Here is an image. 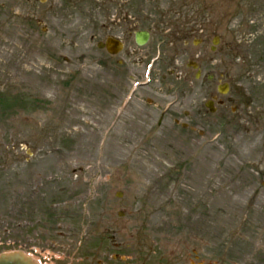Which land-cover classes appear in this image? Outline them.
I'll use <instances>...</instances> for the list:
<instances>
[{"label": "rangeland", "instance_id": "rangeland-1", "mask_svg": "<svg viewBox=\"0 0 264 264\" xmlns=\"http://www.w3.org/2000/svg\"><path fill=\"white\" fill-rule=\"evenodd\" d=\"M66 1L0 0V254L24 251L38 264H264V0L128 1L130 16L150 20L130 27L155 32L153 18L188 11L193 25L207 21L208 45L221 39L203 82L191 84L186 68L189 83L171 79L160 91L169 95H152L161 111L173 108L158 130L159 108L146 118L133 99L121 111L124 99L95 83L111 74L94 26L79 19L92 10L65 24ZM96 26L98 39L108 33ZM219 81L228 94L217 95ZM213 96L225 106L212 114L204 103ZM183 112L193 128L205 115L203 135L173 124L188 122Z\"/></svg>", "mask_w": 264, "mask_h": 264}, {"label": "flooded vegetation", "instance_id": "flooded-vegetation-1", "mask_svg": "<svg viewBox=\"0 0 264 264\" xmlns=\"http://www.w3.org/2000/svg\"><path fill=\"white\" fill-rule=\"evenodd\" d=\"M129 0H67L60 5L61 13L66 15L62 18L65 24H69L72 19V14L78 13L82 15L83 9H91L88 13V17L80 16L79 19L87 21L92 26V34L90 36L91 42L95 43V50L103 53L105 56L100 55L99 57H105V60H100V68L107 70L111 76L105 78V80H95V83L100 85L105 91L103 93L114 99L123 98L127 99L124 104V109L129 105L130 101L137 99V102L144 104L143 114L144 117H148L151 108L158 110L159 104H156L152 95H164L166 97L170 94L169 91H165L163 94L161 86L171 79H174L179 84L183 85L188 82V77L184 69H188L194 73V82H203V67L208 61V52L216 54L219 51L221 39L218 36H214L208 45V29L207 21L204 18H199L193 25L191 16H188V11L176 13V16L171 18L156 17L151 20L154 25V31L138 29L131 25H140L148 19L137 18L129 15L128 2ZM46 3L48 0L45 1ZM141 2V1H140ZM45 4V3H44ZM71 6V7H69ZM73 10V11H71ZM79 21V20H77ZM101 25L102 29H108V33L101 34L100 39L96 35L98 29L96 25ZM192 24V27L187 28L186 31L182 28L175 26H186ZM171 26L173 32H166L165 29ZM195 26V27H194ZM68 30V27H65ZM146 32L148 39L145 44L139 45L136 42L138 32ZM95 32V34H94ZM106 39H111L113 46L112 50H119L117 54L107 52L105 49ZM215 39V40H214ZM216 42V44H212ZM191 44L193 50H191L190 56L185 62L181 59L188 54V48ZM98 62V63H99ZM180 64V71L177 68ZM148 67V68H147ZM148 74L150 79L149 83L145 82V74ZM198 75V77H196ZM158 76L157 79H155ZM214 76H205V84L211 82ZM222 78V76H221ZM115 79V80H114ZM157 82L160 87H155L153 84ZM219 86H227L228 92L230 85L228 83H221L219 81L216 86V93H218ZM165 90V89H163ZM168 90V89H167ZM227 92V94H228ZM133 102V101H132ZM209 104L210 109L213 113L216 112L217 108H223L225 101L218 100L216 96L211 97L204 103V108ZM151 107V108H149ZM123 109V110H124ZM173 108L170 107L167 111H161L159 108V116L157 117V128L158 130L162 122L166 119L168 112H172ZM235 109L232 108L231 112L234 114ZM175 112V111H174ZM210 113V112H209ZM212 113V114H213ZM183 117L188 122L183 123L180 120L173 119V124L180 126L183 131H196L198 134L203 135L205 128L207 127V119L203 118V114L200 118L196 117L195 120H200L201 124H196L195 128L192 127L190 113L183 112ZM203 118V119H202ZM155 129H150L149 134H155ZM144 132H141L143 134Z\"/></svg>", "mask_w": 264, "mask_h": 264}, {"label": "water", "instance_id": "water-1", "mask_svg": "<svg viewBox=\"0 0 264 264\" xmlns=\"http://www.w3.org/2000/svg\"><path fill=\"white\" fill-rule=\"evenodd\" d=\"M147 39L146 34H139L137 36V43L143 44ZM106 48L111 53H116L118 50H112L110 47V41H107ZM220 91H223V89H219ZM118 197L120 195H117ZM24 251L21 252H11V253H5L0 255V264H35V262L25 254H23Z\"/></svg>", "mask_w": 264, "mask_h": 264}]
</instances>
